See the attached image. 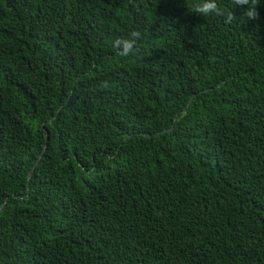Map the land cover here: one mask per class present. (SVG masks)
I'll return each mask as SVG.
<instances>
[{
  "label": "trees",
  "instance_id": "obj_1",
  "mask_svg": "<svg viewBox=\"0 0 264 264\" xmlns=\"http://www.w3.org/2000/svg\"><path fill=\"white\" fill-rule=\"evenodd\" d=\"M184 2L0 0V264H264V0Z\"/></svg>",
  "mask_w": 264,
  "mask_h": 264
},
{
  "label": "clouds",
  "instance_id": "obj_2",
  "mask_svg": "<svg viewBox=\"0 0 264 264\" xmlns=\"http://www.w3.org/2000/svg\"><path fill=\"white\" fill-rule=\"evenodd\" d=\"M184 2V0H183ZM260 0H230V3L220 4L218 0H196V2L184 5L188 13H194L202 18L220 17L226 24L239 22L246 23L257 15L256 7ZM243 7L240 15L234 16L232 9ZM139 33L130 32L126 37H117L111 41V48L118 57H128L136 52V42Z\"/></svg>",
  "mask_w": 264,
  "mask_h": 264
}]
</instances>
